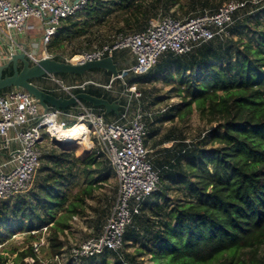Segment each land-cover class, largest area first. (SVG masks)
Listing matches in <instances>:
<instances>
[{
	"label": "trees",
	"instance_id": "16d2710c",
	"mask_svg": "<svg viewBox=\"0 0 264 264\" xmlns=\"http://www.w3.org/2000/svg\"><path fill=\"white\" fill-rule=\"evenodd\" d=\"M239 1L246 4L236 11L228 36L217 35L186 53L168 51L149 73L133 75L126 85L120 81L122 89L136 85L143 93L138 83L162 80L180 102L146 117L145 142L154 149L149 159L159 182L133 215L123 247L86 257L81 264H110V257L111 264H264V21L257 17L253 24L255 11L246 10L261 7L264 0ZM146 2L92 0L80 15L64 21L67 33L49 48L92 34V22L101 26L112 16L123 25L116 32L140 31L151 19ZM83 14L90 16L83 20ZM103 71L108 85L112 74ZM12 74V67L4 70V75ZM58 75L68 82L82 78ZM86 92L116 100L104 87L88 85ZM93 107L107 119L117 116ZM193 113L210 129L189 143L190 134L177 123L188 122ZM166 122L173 124L162 131ZM47 152L29 191L0 199V248L24 234L21 245L0 250V264H44L61 255L72 219L86 213L87 200L110 176L101 172L107 162L101 155L79 158L65 148ZM42 238L46 244L36 252L34 244Z\"/></svg>",
	"mask_w": 264,
	"mask_h": 264
},
{
	"label": "built area",
	"instance_id": "2783aa9c",
	"mask_svg": "<svg viewBox=\"0 0 264 264\" xmlns=\"http://www.w3.org/2000/svg\"><path fill=\"white\" fill-rule=\"evenodd\" d=\"M91 1L0 0V66L15 53H25L34 65L43 58L83 64L127 51L135 62L121 70L118 78L124 79L128 74L144 75L168 51L186 53L217 35L228 36L236 11L246 4L245 1L230 0L214 12L192 13L183 18L172 15L152 18L140 31L116 32L107 42L74 56L50 52L49 45L63 22L76 17ZM252 1L258 4L263 0ZM30 19L38 20L44 29V50L40 53L27 48L26 26ZM46 79L54 86L51 91L62 93L60 96H74L77 92L86 91L88 85L118 93L112 86L115 78L108 85L92 80L69 85L57 74H48ZM120 93L115 94V98L121 101L122 109L115 120L107 119L104 113H99L83 100H78L67 110L50 108L45 111L38 100L24 89L10 88L0 94V136L5 140L4 147L9 148L13 142L9 136L11 130L16 131L15 139L20 143L12 159L0 166V199L28 192L33 187L44 155L42 144L56 141L63 144V132L78 124L88 133L90 149L106 155L115 171L118 191L113 209L99 236L72 246L70 256L73 264L83 262L86 257L99 256L106 250L119 251L133 215L140 211L142 202L158 186V172L150 162V150L145 142L148 135L146 117H152L153 112L141 105L133 108L132 103L143 97L136 85L128 86ZM72 120L73 124L69 125ZM9 166L12 167L8 170ZM44 244L46 239L42 238L41 243L34 244L35 251L39 252ZM53 260L63 264L64 257L56 255Z\"/></svg>",
	"mask_w": 264,
	"mask_h": 264
},
{
	"label": "rangeland",
	"instance_id": "374dc122",
	"mask_svg": "<svg viewBox=\"0 0 264 264\" xmlns=\"http://www.w3.org/2000/svg\"><path fill=\"white\" fill-rule=\"evenodd\" d=\"M146 1H147L146 2L147 8L151 10L150 18L152 19V18H157L159 16H165V15H172L175 17L183 18L192 13H197V12L199 13L203 9H207L208 11L210 9H215L216 6H220L221 4L226 3L230 0H209V4L207 6H204L202 4V1L204 0H179L177 2H174L173 0H146ZM263 3L264 2H262L261 4ZM246 10L255 11V13L252 14L251 16L252 18H250L253 24L257 23L258 21L257 17H259V19H262L264 21V4L261 7H252ZM96 23L95 21L92 22V25L95 26V28L94 27L93 28H94L95 33L97 34L96 37H94L93 35L87 34L81 37L80 39H73L75 45L73 44L72 40L65 41V43L62 46L55 45V46L48 48V50L50 52H55L56 50L61 49L60 47L65 48L66 46L70 48L74 46V48L78 50V51L75 50V52L77 51L76 52L77 54L83 51L92 50L93 47L103 44V42L109 39L110 36H112L116 31H118L119 28L123 27L122 23L117 22L114 16H112L110 20H108V22H106L105 24L101 26H99L98 23H97L98 26L95 25ZM132 30H138V29L137 28L135 29L134 27L132 28ZM29 35H30V38L34 37L33 33H30ZM90 36H92V38ZM52 44L53 42L50 45ZM91 46L92 48H90ZM75 52L73 53L72 51H70L68 53H63V54L72 56L73 54H76ZM122 54H126V52H122ZM131 61H132L131 56L127 55L125 58V61L121 62L119 60L120 63H119L118 68L120 69L122 67H129ZM132 78H133V75L128 74V75H125L124 79L117 80L118 82L114 84L113 88L118 93L111 92L112 95L116 97L115 94H119V92L122 93V91L124 90L122 89L123 87L120 81L121 82L122 80L125 81L124 84L126 85V81L127 82H129L130 80L132 81ZM81 79L82 78H77V82H79L78 84L91 80L89 79V77H85L82 80ZM63 80L66 83H68V81L65 78ZM94 80L98 81L99 83L101 82L103 84L104 83L106 84L108 83L107 81H109L110 79H109V76L107 75H104V76L97 75ZM69 82H72V81H69ZM69 84H73V83H69ZM138 88L143 91L144 95L141 98L140 103H138L136 100L133 102L134 109H136L138 105H141L145 109L150 108L151 106H156V109L159 108V110H161L159 112H163L165 110L167 111L170 108V105L177 104L180 102L179 97L171 95L170 93L171 88L166 87L162 80H160V82L153 84V85L138 83ZM126 93L128 92L126 91ZM143 104L146 106H144ZM73 122L74 120H72L69 123V125H72ZM172 124L173 122H166L164 127L162 128V131H166L167 127L171 126ZM177 126L180 128V131L182 130L185 133L190 134L189 138L187 139V142L189 143L192 141L193 137L197 138L199 137L200 134H204L205 131H208L210 129V126L206 125L205 123L199 120V116L197 113H193V115L190 117L188 122L183 123V124L177 123ZM166 145L170 146L171 144H166ZM67 148L71 149L77 157H79V155H82L75 147L74 148L67 147ZM42 149L44 153L47 151H48L47 153H49L50 151L54 149L56 150V149H63V148L61 147L59 143L55 144V143L48 142L47 144L45 143L42 144ZM102 160L103 161L108 160L106 155L102 157ZM41 167H42V161H41L40 168ZM109 175H108L109 177H106L107 180L104 182V186L97 189L96 197L87 200L85 204L86 213L83 216H77L76 218H73L72 219L73 223H71V226H72L71 229H67V231L65 232L64 240H65L66 247L64 248V252L62 253V256L64 257V260H62L63 264H70L71 262L69 247L75 244H80L82 241L87 240L93 236H96L102 229V226L104 225V223L106 222L105 220L108 217L109 212L115 203L114 201H115V195H116V190H117V178L115 177L114 174H109ZM38 177H39V174L37 171L36 176H35V181L37 180ZM23 238H24V234H20V235L18 234L17 236H13L12 239L7 241L3 247L6 246L7 247L6 251H9L11 248L14 247V245H21L23 242ZM2 248H0V250ZM29 261L33 263L32 259H29ZM48 261L50 264H59L53 259L51 261L49 259L45 260L43 261V263L48 262ZM113 261L114 259L110 257V264ZM81 263H78V264H81ZM91 263L92 262H88L86 264H91ZM97 263H99V260H97Z\"/></svg>",
	"mask_w": 264,
	"mask_h": 264
},
{
	"label": "water",
	"instance_id": "95a60500",
	"mask_svg": "<svg viewBox=\"0 0 264 264\" xmlns=\"http://www.w3.org/2000/svg\"><path fill=\"white\" fill-rule=\"evenodd\" d=\"M10 67L13 69V74L4 75V70ZM95 69L109 71L112 74V78L115 79L121 74V70L112 56L83 64H73L57 59L43 58L39 63L31 65L25 53H15L6 63L0 66V93L10 88L24 89L38 100L45 111L50 108L67 110L69 107L74 106L78 100H83L95 107H104L105 113L115 112L119 114L122 108L119 99L109 101L104 97H98L86 91L77 92L74 96L70 97L58 96L40 88L34 83L35 79L48 74H75L82 76ZM56 143H59L63 149H68L60 142L56 141Z\"/></svg>",
	"mask_w": 264,
	"mask_h": 264
},
{
	"label": "crops",
	"instance_id": "0c3cea01",
	"mask_svg": "<svg viewBox=\"0 0 264 264\" xmlns=\"http://www.w3.org/2000/svg\"><path fill=\"white\" fill-rule=\"evenodd\" d=\"M72 1H77V0H72ZM82 12H80L78 15H80ZM88 16H90L89 14H83L80 18L81 19H85V18H88ZM78 18V17H77ZM79 18V19H80ZM66 22H63V24H62V26H61V28H60V30H59V33L52 39V42H56L58 39H60L63 35H65V33H67L66 32ZM147 26V24L143 27V28H145ZM26 30H27V36H28V41H29V43H28V46H27V48H28V50H30V51H33V52H36V53H40L42 50H44L43 49V46H42V38H43V35H44V29L41 27V25H40V23H39V21L38 20H36V19H30L29 21H28V23H27V26H26ZM94 30V29H93ZM142 30V29H141ZM30 33H33L34 34V37H32V38H30ZM114 34H116V32L114 33ZM113 34V35H114ZM90 35H93L94 37H96L97 36V34L95 33V31H93V33L92 34H90ZM112 35V36H113ZM112 36H110V37H112ZM92 38V37H91ZM110 39V38H109ZM73 41V40H72ZM23 41L22 40H20V43H22ZM73 44H74V41H73ZM91 44V43H90ZM75 45V44H74ZM92 45V44H91ZM86 46H88V45H86ZM67 47V46H66ZM61 48V49H59V50H56L55 52H59V53H68V52H70V51H72L73 53L75 52V50H77V49H75L74 48V46L73 47H67V48ZM90 48H92V46L90 47ZM89 48V49H90ZM78 51V50H77ZM76 51V52H77ZM75 52V53H76ZM121 52V53H120ZM119 52V54L116 56V58H115V62L117 63V65L119 66V60L122 62V61H125V58H126V56L127 55H130L131 56V58H132V61H131V63H130V66L131 65H133L134 64V59H133V56L129 53V52H127V51H120ZM122 52H126V54H122ZM79 54V53H78ZM64 55V54H63ZM74 55H77V53L76 54H73L72 56H74ZM64 56H68V55H64ZM125 68H127V67H122V70L123 69H125ZM58 75V74H57ZM104 76L105 75V72L103 71V70H96V71H89V72H87V73H85L84 75H82V79L83 78H85V77H89V79H91L92 81H95V82H98V81H96V80H94L95 79V77L96 76ZM60 78H61V76H60ZM63 78V77H62ZM64 79V78H63ZM81 79V80H82ZM112 80V79H111ZM34 83L37 85V86H39L40 88H42V89H44V90H46V91H48V92H51V93H53V94H56V95H58V96H60L62 93H55V92H53V91H51V90H53L54 89V86L51 84V83H49L48 82V80L46 79V75L44 76V77H41V78H39V79H35L34 80ZM69 83H73V84H76V83H79V82H77V80H76V82L75 81H73V82H68L67 84H69ZM99 83V82H98ZM101 83V82H100ZM73 84H69V85H73ZM101 84H103V83H101ZM104 85H106L105 83H104ZM7 90H9V89H7ZM7 90H5V92L7 91ZM4 92V93H5ZM138 103H140V100H138L137 101ZM154 104V103H153ZM144 105V104H143ZM144 106H146V105H144ZM145 109V108H144ZM145 110H147V111H151V112H153V114L154 115H158L159 113H161V112H159V111H161V110H159V108L158 109H156V106H151L150 108H146ZM162 110H164V109H162ZM158 111V112H157ZM158 114H157V113ZM164 112H166V110L165 111H163L162 113H164ZM117 116H112V117H110V120H115V119H117L118 118V116H119V114H116ZM161 117V116H160ZM9 136L11 137V138H13V142H12V144H11V146L9 147V148H5L4 147V142H5V140H4V138H2L1 136H0V166H2V165H4V164H6L7 162H9L11 159H12V154L13 153H15V152H17L18 150H19V148H20V143L15 139V137H16V131L15 130H11L10 131V134H9ZM56 144V143H55ZM165 146H166V144H165ZM148 147V149L150 150V152L152 151V154H154L153 153V151H154V149H151V145L150 146H147ZM57 151L59 150V149H56ZM68 151H72L71 149H67ZM73 152V151H72ZM74 153V152H73ZM93 153H95L96 155H101L102 157H104L105 155H103L102 153H100V154H98L97 153V151L95 150V149H90L89 148V151H88V153L87 154H82V155H79V158H84V157H87V156H90L91 154H93ZM75 155V154H74ZM75 157H77L76 155H75ZM107 162L105 163V164H103V167L104 168H102V174L105 176V175H109V170H111V173L110 174H114L115 175V177L117 178V176H116V174H115V171H114V169L112 168V166H111V164H110V161H109V159L108 160H106ZM107 164H108V166H107ZM12 166H9V168H8V170L11 168ZM40 168V167H39ZM104 170V171H103ZM38 171V170H37ZM106 177V176H105ZM117 191H118V179H117V190H116V195H115V200H116V198H117ZM77 217V216H76ZM75 217V218H76ZM105 225V224H104ZM104 227V226H103ZM103 227H102V229L100 230V232L97 234V235H99L101 232H102V230H103Z\"/></svg>",
	"mask_w": 264,
	"mask_h": 264
},
{
	"label": "bare ground",
	"instance_id": "6f19581e",
	"mask_svg": "<svg viewBox=\"0 0 264 264\" xmlns=\"http://www.w3.org/2000/svg\"><path fill=\"white\" fill-rule=\"evenodd\" d=\"M80 124L75 125L68 131L63 132L62 140L64 147H75L81 154H87L91 143L88 133Z\"/></svg>",
	"mask_w": 264,
	"mask_h": 264
},
{
	"label": "flooded vegetation",
	"instance_id": "af4514ba",
	"mask_svg": "<svg viewBox=\"0 0 264 264\" xmlns=\"http://www.w3.org/2000/svg\"><path fill=\"white\" fill-rule=\"evenodd\" d=\"M59 95V94H58Z\"/></svg>",
	"mask_w": 264,
	"mask_h": 264
}]
</instances>
